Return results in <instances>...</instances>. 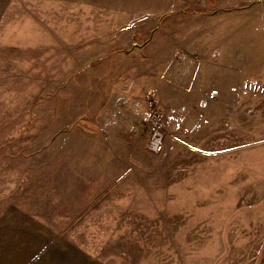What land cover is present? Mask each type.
Returning a JSON list of instances; mask_svg holds the SVG:
<instances>
[{
  "label": "rangeland",
  "instance_id": "rangeland-1",
  "mask_svg": "<svg viewBox=\"0 0 264 264\" xmlns=\"http://www.w3.org/2000/svg\"><path fill=\"white\" fill-rule=\"evenodd\" d=\"M13 207L53 226L55 264H264V0H0Z\"/></svg>",
  "mask_w": 264,
  "mask_h": 264
},
{
  "label": "crops",
  "instance_id": "crops-1",
  "mask_svg": "<svg viewBox=\"0 0 264 264\" xmlns=\"http://www.w3.org/2000/svg\"><path fill=\"white\" fill-rule=\"evenodd\" d=\"M87 108L80 113L79 119L87 118V115L93 117L95 114H85ZM89 110V108H88ZM87 120V119H85ZM88 121V120H87ZM98 121V118L96 119ZM90 122V121H88ZM95 132H101L99 126L96 125ZM96 145H108L106 141L97 138ZM113 157V156H111ZM110 157V158H111ZM80 175L81 173L78 172ZM100 176L99 174H92L85 176L87 184L93 182L95 187L103 189L111 188V184L116 179L115 173H107V175ZM78 178L83 181V175ZM99 190V193L103 192ZM13 207V212L7 211L1 214L0 217V264H55L54 262V242L55 235L53 226L45 223L33 215H25L19 209ZM84 256L83 252H77L75 256L80 258L82 264H92L91 259ZM79 262H63V264H80ZM94 264V263H93Z\"/></svg>",
  "mask_w": 264,
  "mask_h": 264
},
{
  "label": "built area",
  "instance_id": "built-area-1",
  "mask_svg": "<svg viewBox=\"0 0 264 264\" xmlns=\"http://www.w3.org/2000/svg\"><path fill=\"white\" fill-rule=\"evenodd\" d=\"M155 109H151L147 115V126H148V148L152 152H159L162 150L164 145V125L163 115Z\"/></svg>",
  "mask_w": 264,
  "mask_h": 264
},
{
  "label": "water",
  "instance_id": "water-1",
  "mask_svg": "<svg viewBox=\"0 0 264 264\" xmlns=\"http://www.w3.org/2000/svg\"><path fill=\"white\" fill-rule=\"evenodd\" d=\"M142 46H143V44H137V43H135V44H133V46H131V49H133L134 47H142Z\"/></svg>",
  "mask_w": 264,
  "mask_h": 264
}]
</instances>
